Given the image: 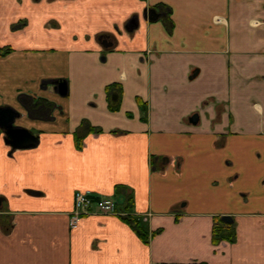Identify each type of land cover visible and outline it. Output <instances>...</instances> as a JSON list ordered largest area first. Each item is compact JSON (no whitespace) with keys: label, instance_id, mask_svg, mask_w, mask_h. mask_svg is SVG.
Masks as SVG:
<instances>
[{"label":"crops","instance_id":"1","mask_svg":"<svg viewBox=\"0 0 264 264\" xmlns=\"http://www.w3.org/2000/svg\"><path fill=\"white\" fill-rule=\"evenodd\" d=\"M4 47L0 108L40 144L0 128V264H264V0H0ZM85 120L101 132L78 147ZM120 187L149 244L126 214L71 227L76 192ZM225 216L236 241L215 245Z\"/></svg>","mask_w":264,"mask_h":264},{"label":"trees","instance_id":"2","mask_svg":"<svg viewBox=\"0 0 264 264\" xmlns=\"http://www.w3.org/2000/svg\"><path fill=\"white\" fill-rule=\"evenodd\" d=\"M12 52H13V49L11 47L0 48L1 56H6ZM107 92L109 95L110 110L112 112L118 111L120 108V99H121V93H122L121 86L118 84H113L107 88ZM114 95L117 96L116 100L113 99ZM142 107H145V105L142 104ZM90 132L100 133L101 129L92 127L89 121L85 120L82 123L80 129L76 132V141H77L78 147H82L83 137L86 135V133H90ZM118 191L120 193L125 194V203L123 205L118 204V211L123 214H126V216H124V220L133 228V230L138 234L140 239L145 244H149L151 238L157 233H159V231L151 235L143 227H141L140 222L138 221L137 218L131 215H127L128 211L133 205V199L131 195L126 192L125 188L120 187ZM222 241L235 242L236 241V230L233 227V223H226L223 221L222 217H216L215 225L213 229V243L215 245H218ZM201 264H205V263H201Z\"/></svg>","mask_w":264,"mask_h":264},{"label":"water","instance_id":"3","mask_svg":"<svg viewBox=\"0 0 264 264\" xmlns=\"http://www.w3.org/2000/svg\"><path fill=\"white\" fill-rule=\"evenodd\" d=\"M145 19L149 20H157L159 15L155 10L146 9L144 11ZM139 26V18L135 17L132 21L129 22L127 28L129 30H134ZM104 46L106 48L112 47L114 44L112 42L104 41ZM56 88L59 91V94L63 97H66L69 93L68 83L66 81H56ZM29 98V97H28ZM117 96H114L116 99ZM22 102L25 110L28 111L26 106L27 100ZM32 100V99H31ZM36 105V104H35ZM24 115L19 111L11 108V107H1L0 108V128L4 130L5 133V141L12 148V151L16 150H27L37 148L40 144V138L38 135L34 134L32 131L25 129L23 127H19L16 125V121L22 118ZM199 117L198 115H194L191 120L196 122ZM30 194L39 195L40 193L35 191H29ZM226 223H232L233 219L229 216H225L222 218Z\"/></svg>","mask_w":264,"mask_h":264},{"label":"built area","instance_id":"4","mask_svg":"<svg viewBox=\"0 0 264 264\" xmlns=\"http://www.w3.org/2000/svg\"><path fill=\"white\" fill-rule=\"evenodd\" d=\"M92 215H124L118 211L117 202L111 198H100L92 192L78 191L74 197L71 227L77 228L81 219Z\"/></svg>","mask_w":264,"mask_h":264},{"label":"flooded vegetation","instance_id":"5","mask_svg":"<svg viewBox=\"0 0 264 264\" xmlns=\"http://www.w3.org/2000/svg\"><path fill=\"white\" fill-rule=\"evenodd\" d=\"M51 107H54V105H52ZM48 109H51V108H48Z\"/></svg>","mask_w":264,"mask_h":264},{"label":"rangeland","instance_id":"6","mask_svg":"<svg viewBox=\"0 0 264 264\" xmlns=\"http://www.w3.org/2000/svg\"><path fill=\"white\" fill-rule=\"evenodd\" d=\"M114 96H116V95H114ZM114 96H113V99H114ZM114 100H116V99H114Z\"/></svg>","mask_w":264,"mask_h":264}]
</instances>
